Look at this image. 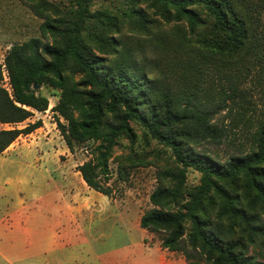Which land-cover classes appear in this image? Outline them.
Instances as JSON below:
<instances>
[{"label":"trees","instance_id":"16d2710c","mask_svg":"<svg viewBox=\"0 0 264 264\" xmlns=\"http://www.w3.org/2000/svg\"><path fill=\"white\" fill-rule=\"evenodd\" d=\"M26 1L43 20L41 38L14 44L0 64V124L11 127L0 130V155L42 126L39 120L15 127L48 110L40 90L58 91L52 112L68 151L95 144L77 166L90 189L111 198L110 162L120 140L132 150L115 158L121 180L128 169L152 165L134 147L153 142L167 163L157 166L152 208L140 228L161 234L162 249L181 252L189 264H264V117L254 120L245 154L221 162L199 150L229 136L214 115L235 100L223 87L211 100L213 79L264 73V0H145L163 24H173L158 45L173 56L177 87L167 84L165 72L149 71L145 56L119 37L125 27L137 36L159 28L140 0H127L126 18L93 11L100 0H65L71 17L46 0ZM190 170L200 176L195 186L187 183Z\"/></svg>","mask_w":264,"mask_h":264},{"label":"rangeland","instance_id":"374dc122","mask_svg":"<svg viewBox=\"0 0 264 264\" xmlns=\"http://www.w3.org/2000/svg\"><path fill=\"white\" fill-rule=\"evenodd\" d=\"M49 3L56 5L59 9L58 15L61 17H71L73 7L65 0H46ZM138 6L146 11L152 19L156 20V27L152 36H137L131 33L128 28H124L119 36L123 43L128 44L133 50H137L141 56H145L144 62L149 71L159 70L165 72V80L172 87L181 85L182 80L177 76L179 70L173 66V56H167L160 51L159 42L167 41L170 38L169 31L173 24L165 25L155 16L152 10L148 9L145 0L138 1ZM130 4L127 0H100L93 4L92 10H106L116 16L125 17ZM43 20L34 14L31 4L26 0H0V64H3L4 58L8 50L18 43H23L31 38H41L40 26ZM155 28L154 26H152ZM141 60V59H140ZM158 68H157V67ZM233 82V83H232ZM234 85L238 89L237 92H232L228 85ZM3 85L9 88L8 79L4 78ZM205 87H209L206 82ZM225 88L226 98H232L227 102L230 107L216 113L214 122L220 127L228 130V138L221 145L205 144L199 148L200 151L206 152L224 162L231 155L245 154L250 147V134L253 131V122L256 119L264 117V73L252 69L248 75L233 81L217 78L213 79V90L211 100L220 98L221 88ZM40 93L49 98L48 110L43 112L46 117L34 115L15 127L24 128L29 124H33L39 120L42 121L43 130L31 137V140L51 138V145H47L41 139L37 142H31L28 136L20 137L9 149V153L18 150L9 155L0 156V180L15 179L24 183L21 188L22 195H82V196H104L90 189L81 179L80 175H75L77 166L86 162L91 158V149L95 146L94 143H87L75 147L73 153L64 155L62 150L67 149L63 137L56 125L52 108L57 103L58 91L49 88H43ZM55 95V96H53ZM45 122V124L43 123ZM10 126L1 125V129H8ZM135 151L145 156L152 162V165L145 167H136L127 170L124 179L118 178L117 163L115 158L127 157L131 153L129 142L125 139L119 141L113 154V159L110 162L112 171V180L108 185H112V199L129 200L133 202L135 214L122 218V222H116V218L106 219L94 228V232L100 237V241L96 243V247L102 250L113 249L124 245H138L146 249L152 250L151 258L146 264H189L181 252H169L162 249L161 238L159 233L144 231L139 225V216L152 208L150 204V195L157 186L156 172L157 166H163L167 162V154L161 152V147L155 143H150L145 146L140 140L134 147ZM50 162L48 161V154ZM58 154V155H54ZM7 155V156H6ZM5 156V157H2ZM66 164V182H62L63 174L54 164ZM53 163V164H52ZM35 167L47 171V176L37 173L31 169ZM200 179L199 174L194 171H189L187 183L189 186H195ZM56 189L53 190V185ZM55 192V193H54ZM8 195H15L10 190ZM131 206V207H132Z\"/></svg>","mask_w":264,"mask_h":264},{"label":"crops","instance_id":"0c3cea01","mask_svg":"<svg viewBox=\"0 0 264 264\" xmlns=\"http://www.w3.org/2000/svg\"><path fill=\"white\" fill-rule=\"evenodd\" d=\"M37 113L42 118L47 116ZM43 129L41 126L28 135L30 143L41 139L31 137ZM41 140L51 145V138ZM10 147L2 155L19 150L9 153ZM62 153L66 155L68 150ZM52 154H48L49 162ZM54 166L63 172L60 180L66 182V164ZM31 169L47 176L46 170ZM74 174L80 175L77 170ZM22 187L24 183L15 179L0 180V264H146L151 258L152 250L138 245L108 250L96 247L100 237L94 228L106 219L116 218L117 224L132 216L133 202L107 196L22 195ZM10 190L15 195H8Z\"/></svg>","mask_w":264,"mask_h":264},{"label":"built area","instance_id":"2783aa9c","mask_svg":"<svg viewBox=\"0 0 264 264\" xmlns=\"http://www.w3.org/2000/svg\"><path fill=\"white\" fill-rule=\"evenodd\" d=\"M4 78H5V79H8L5 70H4Z\"/></svg>","mask_w":264,"mask_h":264},{"label":"water","instance_id":"95a60500","mask_svg":"<svg viewBox=\"0 0 264 264\" xmlns=\"http://www.w3.org/2000/svg\"><path fill=\"white\" fill-rule=\"evenodd\" d=\"M35 88H38L37 86H35Z\"/></svg>","mask_w":264,"mask_h":264}]
</instances>
